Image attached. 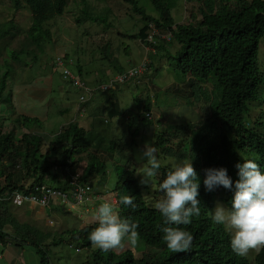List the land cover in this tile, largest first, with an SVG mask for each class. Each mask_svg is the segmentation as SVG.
Instances as JSON below:
<instances>
[{"label":"trees","instance_id":"trees-1","mask_svg":"<svg viewBox=\"0 0 264 264\" xmlns=\"http://www.w3.org/2000/svg\"><path fill=\"white\" fill-rule=\"evenodd\" d=\"M10 1L16 9L21 8V2H24L31 13L32 24L26 30L24 45L30 48L32 56L38 61L40 53H45V43L51 42L53 37V32L45 29V25L54 18L63 16L68 5L67 0ZM81 1L87 3L89 0ZM123 1L132 5L135 13L141 15L146 22L137 35H129L130 37L155 48L156 45L146 43L150 25H155L159 30L171 31L172 41L180 46L175 54L168 56L175 61L176 69L197 81H212L217 91L209 119L204 123L183 124L174 135L159 134L156 140V145L167 144L163 150L164 154L174 157L191 155L193 167L200 177L198 199L201 201V214L193 217L190 225L181 226L192 233L193 247L179 253L167 248L161 232L163 217L146 200L142 184L135 172L132 169H123L120 165L117 166L118 181L113 195L118 201L122 195L131 196L135 207L118 204V214L138 225L139 238L153 249V253H144L138 259L130 251L117 255L111 250L102 251L98 247L94 249L89 234L98 227V222L69 230L62 235L67 234L69 244L77 243L81 250H87V260L84 264H264V249L256 253L252 260L247 256H237L230 249L229 233L210 219L216 198L229 207L233 193L223 187L208 192L203 184L205 169L208 168H227L228 174L235 182L238 179V169L235 166L243 163L244 159H254L264 166V127L260 128L261 122H253L254 126L248 127L250 122L247 119L251 113V105L259 101L264 78V74H259L258 67L259 48L264 38V0H211L205 4L202 9L203 19L196 25L191 21L176 23L172 15L176 0H150L159 12V17L147 14L146 10L139 6L138 0ZM87 18L93 22L106 23L103 19ZM16 29L13 21L0 20V42L6 40L12 32L15 33L13 38L17 36ZM13 55L19 59V53L13 52ZM10 70L8 66L4 75L0 76V102L7 91ZM194 98L199 104V97L195 95ZM111 100L112 97L109 98L107 109L110 116L115 117L120 114V108ZM135 100L140 105L141 100ZM142 101L143 111L150 112V101ZM63 114H67V111ZM144 121L147 125L151 124L146 117ZM131 122L130 127L136 123V119H131ZM15 123L20 128L31 127L40 124V119L19 115ZM4 125V120L0 117V172L6 176L3 191H24L36 184H47L52 175L59 177L53 173L54 166L65 168L69 166V162L74 170L83 166L84 181L92 183L90 180L98 176L99 184L103 185L108 172L105 157L116 154L120 147L119 143L110 140L105 132L95 128L87 130L76 121L63 127L50 141L40 134H24L17 140L15 132L5 130ZM192 135L197 145L191 149V154L182 149L179 152L171 151L172 141L178 140L185 146L188 139L191 141ZM170 171L172 170L169 166H161L155 180L159 190L160 183ZM57 187L66 189V185L61 181ZM160 193L163 192L160 190ZM4 205L6 204L0 203V242L11 239L2 231L5 223L1 210L8 207ZM11 240L20 245L25 243ZM63 241L64 239L60 238L58 243ZM29 243L37 248L41 264L50 261L49 254L40 244L34 241Z\"/></svg>","mask_w":264,"mask_h":264},{"label":"rangeland","instance_id":"rangeland-1","mask_svg":"<svg viewBox=\"0 0 264 264\" xmlns=\"http://www.w3.org/2000/svg\"><path fill=\"white\" fill-rule=\"evenodd\" d=\"M210 1L174 0L172 15L177 24L190 21L195 25L199 24L203 19L202 9ZM138 2L147 14L159 17V12L150 0ZM67 3L63 16L56 17L45 25V29L53 32V37L51 42L45 43V53H40L37 61L32 56L30 48L24 45L26 30L32 24L29 9L25 7L24 2H21V8L16 9L10 0H0V20L13 21L18 30L17 36L13 38L15 33L12 32L6 40L0 42V76L4 75L8 66L11 68L7 91L0 102V117L4 120L5 130L14 131L17 140L24 134H40L50 141L63 127L76 121L87 130L95 128L102 133L105 132L108 138L117 141L120 147L116 154L105 157L108 172L103 185L99 184L98 176L90 180L96 192L100 194L112 195L116 189L118 165L123 169H132L141 182L140 174L145 164L136 160V156L146 142L154 143L158 148L162 167L169 166L173 170L178 162L188 159L192 161L191 155L174 157L164 154L163 150L167 144L156 145V140L159 134L174 135L183 124L204 123L209 119L212 104L217 96L212 81L203 83L176 69L175 61L168 56L175 54L180 46L176 42L166 41V32H160L155 54L149 53L140 40L130 37L129 35H137L146 22L141 15L135 13L132 5L125 1L89 0L83 3L81 0H67ZM87 17L103 19L106 23L93 22ZM13 52L19 53V59L14 57ZM56 55H67L76 61L70 66L71 71L92 89L110 82L118 73H126L131 68L141 66L145 59L149 60V68L141 77L129 79L120 85L115 92L97 91L93 96H87L88 102L81 105L80 98L83 92L65 81L60 72L54 71L53 61ZM258 67L259 74L263 75L264 38L259 48ZM195 95L199 97V104L194 98ZM111 97V102L117 103L120 108V114L115 117H111L107 109ZM135 98L141 100L140 105L136 103ZM147 99L150 101V111L153 115L151 119L147 118L151 122L150 125L144 121L146 112L143 111L142 100ZM250 108L251 113L247 117L250 122L248 127H253L255 122H261L262 129L264 78L259 101ZM64 111H67V114H63ZM19 115L39 118L40 124L20 128L15 123ZM133 118L136 119V123L130 127ZM190 140V142L187 140L185 146L178 140L172 141L171 151L179 152L182 149L191 154V149L197 142L193 135ZM79 167V170L83 171V166ZM52 176L46 183L57 186L59 177ZM156 178L148 184L141 183L146 200L153 206L164 198V194L157 188ZM218 199L216 198V203L218 201L223 203ZM118 204L115 206L117 212L120 210ZM65 209L48 208L46 216L42 215L38 208L8 206L7 209L1 210V217L5 223L3 230H6L9 239L27 243L20 245L12 240L9 247L11 251L20 254L24 264H41L37 248L29 243L32 241L47 251L53 264L86 262L87 250L77 253V243L70 245L67 242V234L64 236L62 234L98 222L95 215L97 208L94 207L88 215L82 217L77 211ZM50 221H53V224ZM60 238L64 241L59 244ZM4 247L6 246L0 243L1 254ZM93 248L97 246L94 245ZM111 251L117 255L130 251L138 259L144 253H153V249L139 237L136 245L126 240L123 247ZM256 253L252 250L247 257L252 260ZM0 264L7 262L0 260Z\"/></svg>","mask_w":264,"mask_h":264},{"label":"clouds","instance_id":"clouds-1","mask_svg":"<svg viewBox=\"0 0 264 264\" xmlns=\"http://www.w3.org/2000/svg\"><path fill=\"white\" fill-rule=\"evenodd\" d=\"M158 148L154 143H145L136 160L145 164L141 183H150L161 168ZM238 179L233 181L227 168L205 169L203 184L208 192L223 187L233 193L230 206L217 202L210 219L229 233V246L233 253L246 257L250 251L257 253L264 249V166L254 159H244L235 166ZM164 198L154 207L163 217L162 239L169 250L185 252L193 247L194 237L181 226L192 223L193 217L201 214V201L198 199L200 177L191 159L176 163L159 185ZM122 206L135 207L131 196L122 195ZM98 220L89 240L102 251L124 246L125 241L132 245L138 242V225L130 219L122 218L115 207L108 202L100 204L95 213Z\"/></svg>","mask_w":264,"mask_h":264},{"label":"built area","instance_id":"built-area-1","mask_svg":"<svg viewBox=\"0 0 264 264\" xmlns=\"http://www.w3.org/2000/svg\"><path fill=\"white\" fill-rule=\"evenodd\" d=\"M160 32L162 31L154 25H150L147 42L151 45L157 44V38L161 36ZM166 34V40L170 41L173 37L172 33L166 32ZM147 51L153 54L156 53L155 48L152 46L148 47ZM75 62L67 55H56L53 61V68L55 72L61 73L65 81L70 82L83 92L80 98L81 105L87 103V96H93L97 90L108 91L115 89L117 84L141 76L149 64V60L145 59L141 66L131 68L127 73L120 74L110 82L92 89L71 71L70 66ZM55 171L59 172L62 176V181L67 183L66 189H56L46 184H37L32 189L27 188L21 192L13 191L8 197L0 198V200L10 201L18 207L25 205L41 208L60 206L66 208L68 211H77L80 217L88 215L94 207L98 208L104 202L111 203L114 207L118 204L114 195L97 193L92 183L83 180V171L79 169L74 170L71 163L66 168L56 167ZM50 223L53 224V221H50Z\"/></svg>","mask_w":264,"mask_h":264},{"label":"bare ground","instance_id":"bare-ground-1","mask_svg":"<svg viewBox=\"0 0 264 264\" xmlns=\"http://www.w3.org/2000/svg\"><path fill=\"white\" fill-rule=\"evenodd\" d=\"M153 25V24H152ZM155 26V25H154ZM150 30V29H149ZM160 31H162V32H171V31H167V30H160ZM172 33V32H171ZM148 34H149V31H148ZM172 35H173V33H172ZM147 38H148V36H147ZM172 39H173V37H172ZM172 39L170 40V41H172ZM147 41V40H146ZM167 41V40H166ZM142 42V41H141ZM158 42V41H157ZM169 42V41H168ZM143 43V42H142ZM147 44H149L148 42H146ZM143 44H145V43H143ZM155 45H157V44H155ZM145 46H146V48H148V47H150V45H146L145 44ZM153 47V46H152ZM151 62V61H150ZM152 63V62H151ZM151 66V65H150ZM148 68H149V65H148V67H147V69L145 70V72L148 70ZM123 73H125V72H122V73H118V74H116V76L115 77H117L118 75H120V74H123ZM127 73V72H126ZM144 74V73H143ZM142 76V75H141ZM141 76H139V77H141ZM139 77H137V78H139ZM132 79H135V78H132ZM111 80H113V79H111ZM110 80V81H111ZM128 81V80H127ZM127 81H125V82H123V83H120V84H117L116 85V87H115V89H111V90H117L118 89V87L120 86V85H122V84H124V83H126ZM95 88H97V87H95ZM111 90H108V91H105V92H109V91H111ZM97 91H102V90H97ZM96 91V92H97ZM95 92V93H96ZM148 114H150V116H148ZM152 112L150 111V112H148V113H146V115H145V117L146 118H152ZM5 163L6 162H4V164L3 165H5ZM69 165H70V162H69ZM56 167H58L59 168V166H54V168H53V173L54 174H56V175H58L60 178H58V180H59V183H60V181L62 182V183H64V185H66V188H67V183L66 182H63L62 181V176L60 175V173L59 172H56L55 171V168ZM68 167V166H67ZM61 168V167H60ZM66 168V167H65ZM58 183V184H59ZM37 185V184H36ZM39 185H41V184H39ZM46 185H49V186H51V187H54V188H56V189H62V188H60V187H57V186H52V185H50V184H46ZM0 198H5V197H8L13 191H20V190H13V191H8V190H5V191H3L4 190V188H5V186H6V176H3L2 174H1V172H0ZM32 189V188H31ZM62 190H64V189H62ZM3 191V192H2ZM21 192V191H20ZM112 195H113V193H112ZM115 198H116V196H115ZM0 203H2V204H6V205H12V206H15V205H13L10 201H7V200H0ZM25 206H27V205H25ZM15 207H18V206H15ZM22 207H24V206H22ZM54 207H59V208H63V207H60V206H54ZM18 208H21V207H18ZM44 209H47V208H44ZM66 210V209H65ZM68 211V210H67ZM71 245V244H70ZM79 246H77V248H76V252L77 253H80V251H82L80 248H78ZM0 258H2V255L0 254ZM46 264H53L52 262H51V260L49 261V262H46Z\"/></svg>","mask_w":264,"mask_h":264},{"label":"crops","instance_id":"crops-1","mask_svg":"<svg viewBox=\"0 0 264 264\" xmlns=\"http://www.w3.org/2000/svg\"><path fill=\"white\" fill-rule=\"evenodd\" d=\"M118 90V89H117ZM113 104H117V103H115V102H112ZM56 180V179H55ZM4 206H6V205H4ZM7 206H12V205H7ZM13 207H15V206H13ZM16 208H18V207H16ZM21 208H28V209H36V208H38V210H39V212L42 214V215H44V216H46L47 215V212L49 211V210H47V209H44V208H41V207H37V206H30V205H27V206H24V207H21ZM54 209H58L59 207H53ZM61 209V208H60ZM51 210H53V209H51ZM53 213V212H52ZM3 232H5V233H7L6 232V230H2ZM69 231V230H68ZM8 234V233H7ZM12 240H9V241H5V242H0L3 246H6V247H4V251L2 250V258L0 259V260H6V262H7V264H24V262H23V260H22V257L20 256V254H16L15 252H13V251H11V249L9 248L10 247V245L12 244V242H11ZM26 243V242H25ZM27 244V243H26ZM26 244H24V245H26ZM8 247V250H6L5 251V248H7ZM49 256V255H48ZM49 259L51 260V258H50V256H49ZM41 262V261H40Z\"/></svg>","mask_w":264,"mask_h":264}]
</instances>
